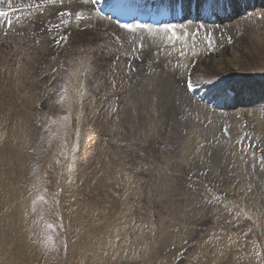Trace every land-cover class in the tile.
Instances as JSON below:
<instances>
[{"label": "rangeland", "instance_id": "rangeland-1", "mask_svg": "<svg viewBox=\"0 0 264 264\" xmlns=\"http://www.w3.org/2000/svg\"><path fill=\"white\" fill-rule=\"evenodd\" d=\"M53 2L58 3L60 8L57 9L56 7H54V5H52V7L48 11H44L43 13L40 12L38 14L27 13L29 9L14 11L12 14H10V17L14 18V24H12L9 28H5V25H3L2 23V18H0V31L2 32L0 33V38L2 40L3 37V39L8 42L5 43L8 44V46L5 47L6 49H3V43H1L3 42V40L0 41V45L2 46H0V55L3 56L2 61H0V85L7 86L4 83H6L7 80L9 81V79L11 78H16L17 82V84L16 82H9L8 86L6 87L7 90L11 89L12 91L14 86V94L12 93L11 95L8 91H2L4 93L3 95H0V140L2 138V144L0 142V151L4 153L2 156L4 161L7 156L10 155L12 159L14 158L13 161H10L8 163L10 164L9 169L4 164V161L2 159V161H0V171L3 170V174L0 173V264H110L109 262H107V260H105L108 253H105L106 250H104L105 252H103L100 246H107L106 248H109L111 247L109 244L111 241L121 242L122 240L123 243L125 242V246L124 248H122V246L120 248L122 251L124 250L123 256H128V252L130 250H132V252H135L133 251L135 247L133 246L132 248H130V244L135 240V237L138 234L141 233L143 234V236L145 235V228H147L146 231L150 236H157L165 231H167L168 234L171 235V239L170 237H168L164 240V242L167 241V246H164V242L161 244V246L158 244H154L153 246L152 250L155 252L159 251L161 247H165L164 249H162L161 254L157 253V257L159 255H163V257L166 258L165 255L169 253H171L172 255V257H170L169 260H166L165 262H162L163 260L161 261L160 258H156V261L159 264H196L197 262H199L198 257H202L200 256V253L201 251H204L205 244L208 252L212 251L214 245L217 246L218 250L220 249L218 247V242H215L214 240L223 239L224 237H219H222L224 234L225 236L227 235L229 237V234H232L233 232L234 235L232 234V236H234V238L239 236L238 238H241L242 240L241 244L243 247L241 251H243V258H230L231 253L229 251L224 254L223 263L242 264V262H246V264H264V254L262 253L264 252V244L261 243L264 240V238H262V235L264 237V225H256L253 233V228L252 226H250L252 222H249L248 218L244 216V214H241L243 217L241 216L240 218L244 223H242L240 226L245 229V232H242L240 226H238V228L237 223H235L240 218H238L237 215L234 217L232 210L234 209L232 208L233 202L235 201L234 199H236L233 188L235 187V185L233 184L234 186H231V190L229 189L230 191L226 188L227 184H231L232 176H236L237 179H239V182L241 180L245 182V179H247L248 177L251 178V176H253L255 180L251 183V185L254 183L257 186L258 194L260 193L258 195L259 197L257 201L263 200L262 197L264 196V178L259 177L258 174H248L252 173L251 170L254 171V164L251 163V167L248 159L250 160L251 155L254 156V152L256 150L255 147L254 151H252L251 149H253V144L256 146H259L260 144H257L255 142L252 136V132L251 130H249V123L246 120L247 118L245 119V116H243L241 113L239 114L235 112L232 107V109H223L226 110L223 111L221 109L210 107L209 105L203 104L202 106V104L199 103L195 97L188 94L184 90V75L182 69L172 63L176 62L177 60L179 61L180 58H178L177 56V60L174 59V55L166 56L164 54H159L157 57H155L153 55L154 50L148 48V50H150L151 52L149 53L146 50L143 51V54L145 53L143 55V62L141 60L138 62L137 59L134 62V67L135 69H137L135 73H132L131 75L126 74L125 76L120 75V73H118L117 67L120 63V60L122 59V56L128 54L126 60L124 61V64L127 60H130V56H132V49L131 47H129L131 45L130 41L126 38H124L125 40L115 39V36H113L111 33L109 34L105 32V29L103 30L102 26L98 29L93 28L94 26H90V28L88 27V33L86 32V27L79 28L77 30V33L65 31L66 28L65 30L63 29L65 33L64 37H66V39L61 43V45L55 52H52L50 48L51 39L49 36L46 37L47 33L45 34V31L40 33L41 29L48 27L49 23H55L58 22L59 19H63L65 16V14L61 15L63 11H75L76 9L73 8L74 5L73 7L70 6V3L67 1L64 4V0H53ZM10 3H13V6H15L23 5L27 2L22 0H10ZM28 4L31 5V1H29ZM89 10L91 11V8L85 9V7H83V10H81V12L83 14L84 12H88L89 14ZM93 21L94 22L91 21L92 24L96 22L95 19ZM193 31H199V29L194 27ZM35 32L37 34L33 35V33ZM260 32L261 31H259V35L261 34ZM93 33L96 35H94ZM211 35L216 37H222V35H225L226 38H228L229 34L226 30H219V32H212ZM238 38H243V40H245L247 37L239 34ZM84 41H86L87 44ZM140 41L141 40L138 36L134 38L133 46L136 49L137 43H139ZM120 43L122 45H119ZM10 44H14L16 47H18L19 51L14 52L11 47L9 48ZM41 45H43L42 49H40V47H42ZM112 45H115L116 47H113ZM25 47L27 48V50L25 49ZM88 48L90 51L88 50ZM183 49L185 48L183 47ZM24 50L27 56L23 54ZM31 50H35L37 54H32L33 52L29 53ZM39 50L43 52L40 54ZM20 54L23 57L20 56ZM250 54L253 56L255 55V57L252 58V56L249 55V58L260 60L263 59V61L260 62L256 60L257 62L254 63V65H258V70L256 71L253 70L249 72L246 70H239L234 73L232 72V74H234V78L232 80H237L236 82H238V84H228V90L232 91L234 95L231 99L225 98L223 102H226L227 105H231L233 104V102H237L238 100H240L239 102L242 101L241 99H235L237 97V94L235 93L237 92V89H234L233 91L231 89L232 87L236 88V86L238 85V87L244 86L243 89H245L246 85H253L254 87H256L257 84H261L262 82H264V55L260 54L257 51L250 52ZM232 55V57H234V60L239 59L238 53H233ZM18 57H20V59ZM146 59L150 63H148ZM25 63L29 65L26 66ZM23 64H25V66H22ZM149 64H153L154 67ZM179 64H181L180 61ZM32 66H34L33 69ZM28 67H30L31 70ZM73 67H75L77 71L78 67L79 69L81 68L84 70L83 71L80 69L81 76H77L80 80H78L74 74L72 77V70H75ZM159 67L163 68L164 70L158 69ZM22 69L26 71L24 72ZM6 71L8 72V74ZM16 72L19 74V76ZM20 72L25 75L23 76V74H21ZM69 72L71 73L69 74ZM146 72L147 74H145ZM149 72H151V78ZM204 73L207 76L206 79L201 83H197V85L200 84V91H204L208 88L210 89L212 86H209V79L218 77L217 75L213 77V75L216 74L214 69L212 71L206 68L204 70ZM207 73H209V76L207 75ZM82 74L84 76H82ZM174 74L177 77V81L175 80V78H173L175 77ZM7 75H11V78L6 79L8 78ZM21 75L24 77V79H21L23 78ZM30 75L32 76L30 77ZM33 75H35V77H33ZM177 75H179V77ZM69 76L72 77L71 81V77ZM114 76H117L119 79L122 78V81L120 80L121 82L119 90H115L113 86H111V81H108V83L106 82V80H110L112 78L114 80ZM192 77L193 81L195 82L202 79L200 78L199 80H197L199 76H196L194 78L193 74ZM222 77L225 78V75L223 74ZM33 79H35V81ZM147 79L149 83H144L145 81H147ZM19 80H22V86V83ZM219 80L222 81L223 79ZM136 82H138L137 85ZM147 84H149V87H147ZM174 84H176L177 87H175ZM28 85H30V87ZM39 85H41L42 87ZM171 85H173L175 88H170L173 87ZM203 85L205 88H203ZM25 86L31 88L32 94L28 92V90L27 92L24 91ZM31 86L38 92V94L37 92H35L36 94L33 93L34 91ZM37 86H39V88ZM107 86H110L112 89H110V87L107 88ZM225 87L226 85L223 86L224 92L226 89ZM151 88L152 90H150ZM163 88H165L166 92ZM111 91L114 93L116 91V94H118V92L120 93L118 95L120 97L121 104L119 103L118 108L116 109L117 112L113 111L114 107L107 111L105 110V98H109V95L112 93ZM138 91H140V95L138 94ZM183 92L188 94L189 99L184 97ZM211 92L213 91L211 90ZM8 93L11 96H9ZM74 93H76L75 96ZM126 93H128V95ZM67 94H71V102L73 100L72 109L70 110L67 107L69 102ZM7 95L9 96V98ZM142 95L143 97H141ZM216 95L221 96V93H216ZM234 96L235 98H233ZM128 98H130L131 100ZM139 98L141 101L143 100L142 103L145 102L144 105L140 102ZM179 98H181V100ZM8 99L9 101L11 99V103L7 102ZM128 102H130V104H133V108L131 105L129 106ZM163 102L165 103V105H163ZM253 102L249 101L251 105H255L256 103L254 104ZM76 103L79 105H77ZM134 103L137 106H135ZM156 103H158L161 108L158 104L156 105ZM20 105L23 109H26L25 116H27V118L24 119L23 117H21L22 120L17 119V115L22 116L21 114H23V111L19 108ZM165 106L168 107L165 108ZM196 107L198 111L195 110ZM193 108L194 111L192 110ZM171 110L172 112H170ZM217 111H220L219 114H217ZM121 113L123 115L125 113L127 117L126 115L123 116ZM132 115L134 117H132ZM157 115H159L161 118L159 116L157 117ZM172 115L174 117H172ZM109 117L113 119H110ZM171 117L172 119H170ZM104 118L105 120L103 121ZM116 119L119 121H117ZM134 119H137L139 123L137 121H134ZM18 120H20V122H23L20 125L21 128L17 126ZM15 121L17 122V124ZM159 121L160 124L156 125V123ZM162 121L164 123H162ZM104 122H106V124ZM115 122L117 125L115 124ZM217 123L222 124L219 128L220 133L223 126H228L229 131L227 130V139L219 138L221 134L217 132ZM98 124L102 126H99ZM110 124L114 126L111 127L112 125ZM121 125L124 127L122 128ZM183 125H186L184 126L185 128H183ZM116 126L118 127L116 128ZM170 126L172 129L170 128ZM22 127L25 129H23ZM113 128H120L122 131L116 132V129L113 130ZM170 129L172 132L169 131ZM2 130H4L5 132L2 133ZM244 130H247L249 132L247 133L252 140V143L250 144L251 146L249 147L250 150L246 149L245 145L241 149H238L236 147L238 140H240L242 131ZM101 131H103L104 133ZM190 131L192 133H190ZM194 132H196L197 134H195ZM215 133L218 137H213ZM119 134L121 136H118ZM198 136H201L199 137L200 139L198 138ZM96 137L98 138L97 141ZM107 137L109 139H106ZM162 137L165 138V140L162 139ZM116 138H121L122 141L120 139L117 140ZM183 138L185 139V142ZM8 139L10 140L8 141ZM173 139L174 141L176 140V145L179 148H177ZM193 139L196 141L192 144V142L194 141ZM109 140L111 142H109ZM163 140L164 142H167L163 143ZM194 145L198 147L195 149V151L198 150V152L195 153L199 154L200 156L197 154L196 156H193L195 155V153H193L195 147ZM200 145L202 146V150ZM163 150L165 152H162ZM203 150H205V152H203ZM6 151L9 155H6ZM175 151L178 152L179 157L181 156L180 158H178L177 152ZM191 151H193V155L191 154ZM246 151L251 155H246ZM97 152H99L100 155ZM201 152L204 155H201ZM133 153L134 155L136 153V155L134 156ZM210 154H212V156ZM105 155L106 157L109 156L108 159L104 158ZM114 155H118V157H114ZM191 155L195 157V160ZM99 156H101L102 160ZM167 157L169 159H166ZM95 158H97V161ZM115 158H119V160L121 159L119 161L120 163L118 162L120 165L118 163L116 164L118 160ZM123 158L124 160H122ZM93 159H95V161ZM191 159L193 161H191ZM199 159L200 161H198ZM214 160H217V162L215 163ZM179 162L182 163L180 164ZM189 162L193 164H190ZM94 163L97 165L96 167ZM101 163L103 164V166ZM166 163L168 164L167 166ZM178 163L180 164L179 168L177 165ZM92 164L94 165V167ZM200 165L203 166V170H207V173L209 170V176L207 180L210 182L208 184L209 190H202V196H200L199 192L196 193V187L186 184V178L184 175V170H192L194 169V167ZM105 166L107 167L108 173H104L102 171V168ZM121 166L123 167L121 168ZM155 166H159L162 171H160L159 167H157V170ZM163 170H166L167 172L165 171L164 173ZM235 171L238 172L236 173ZM156 172L158 174H156ZM243 174H245L246 176ZM163 175L166 176V178L162 177ZM209 178H211L212 180L210 181ZM244 184L247 185L246 188L249 190L245 192L244 190L246 188L243 187L244 189L241 188L237 191V195H239L240 193V195L242 196L244 192L250 194L252 190V187L250 188L251 185H248L247 182H245ZM146 187H148L150 190ZM216 187L218 191L215 189ZM147 189L149 191H147ZM74 191H77L78 195L77 192ZM72 193H74V196L72 195ZM216 196H218V199L216 198ZM40 197H43V199H40ZM243 197H245V195ZM244 199L246 200L242 201V206L245 208L247 207L246 202H249L253 199H250V197L248 200L247 198ZM210 200H212L211 206L210 204L207 205ZM106 201L109 203V210L113 209L110 212L108 211V203ZM261 201H258L256 203H259V210H262L260 209L261 204L263 205V202L261 203ZM123 205L125 206L123 207ZM206 205L207 207H205ZM252 208L254 207L252 206L249 208V213ZM229 209L230 211H228ZM108 212L109 216L107 217ZM253 213L256 212L253 211ZM100 214L103 215V219H105V216L107 217L105 219V221H107L108 223L106 226H103L104 221L100 222V219H98ZM5 215L9 216V222L13 221L12 227H9L11 224L8 226L5 225L6 227L4 226V224L7 223V221L5 222V219L7 218L5 217ZM228 218L229 220H227ZM222 223L225 224L223 225ZM48 225H53L54 227L49 228ZM141 226H143V231L140 229ZM117 228L119 230H117ZM234 228H236V230H233ZM231 229L233 231L229 232L231 231ZM13 231L19 232L18 234H16L20 239L19 243H22L28 249V252L25 251L24 255L18 253V257H16L15 249L13 248V242L15 243L13 237L11 236L13 235ZM88 231L90 232L88 234L90 237H87L86 235ZM119 231L122 232L120 233ZM235 231H237L238 233H236ZM7 233H9V237L6 236V238L4 237V235H6ZM239 234L241 235V237ZM258 236L260 237V239ZM49 237H52L51 242L48 239ZM186 238L188 239L189 243H187V245H181V243ZM25 242L27 243V246L25 245ZM148 244L149 242L147 241V239L140 237H138L135 241L136 246L144 247L143 251L145 252V254L151 252L148 251V249L144 250ZM178 245H181V247L178 248ZM22 248L24 247L20 246V252L22 250H25ZM222 251L225 250L222 249ZM152 252L151 258L155 260L154 254H152ZM213 259L214 258H212V261ZM156 261L155 264H158L156 263Z\"/></svg>", "mask_w": 264, "mask_h": 264}, {"label": "bare ground", "instance_id": "bare-ground-1", "mask_svg": "<svg viewBox=\"0 0 264 264\" xmlns=\"http://www.w3.org/2000/svg\"><path fill=\"white\" fill-rule=\"evenodd\" d=\"M69 2L70 4V6H72L73 7V5H74V7L73 8H76L75 9V12H77V11H80V12H78V13H80L81 15H84L82 12H81V10H83V7H85V9H92L93 10V7L91 6V4H90V1L89 0H64V4H65V2ZM182 1V4H185L186 3V0H181ZM204 0H196V2L198 3V2H203ZM213 1H216V0H213ZM205 2H210V0L209 1H207V0H205ZM223 3L224 4H227V6H228V8L230 9V12H228V14H225L226 16H224L223 18H220V16L219 15H216V18H215V21H213L212 23H211V27L213 28V32H219V30H226L227 31V33L229 34L228 35V38H226V36L225 35H222V37H216V36H211L210 38H208V43H205L206 42V40H207V38L205 37V35L203 34V33H201L202 31H193V28H194V26H191L190 24H188L189 25V27H185V28H182L181 30H180V34L182 35V37H180V41L179 42H177V43H175L174 44V46H170V44L168 45V44H164V39H163V37L161 36V34H160V32L159 31H155V32H138V31H135V32H127V33H124V32H122V31H117L116 33H115V35L113 34V30L114 29H116V27L112 24V22H110V21H107L106 19H103V18H101V17H99L98 15H96L95 14V16H93L92 17V19L94 20L95 19V23L94 24H92V22H94L91 18L89 19H86V20H83V21H81V22H79L78 24H76V25H73V26H71L69 29H66L65 31H70V32H75V33H77V30L79 29V28H81V27H86L85 29H86V32L88 31V27L90 28V26H94L93 28H96V29H98V28H100L101 26L103 27V30L105 29V32H107V33H111L113 36H119V39L118 40H122V39H124V38H126V39H128L129 41H130V46L129 47H131V49H132V56H133V58H134V60H136V57H138L139 59H142L141 61L143 62V55L145 54H143V51H147V52H151L150 50H148V48L149 49H151V50H154V56L155 57H157L159 54H164V55H166V56H173L174 55V59H176L177 60V57H176V55L173 53V50H174V48H176V46L178 45V44H180L181 46H183L186 50H187V57H185V58H180L179 59V61H180V63L181 64H179V61L177 60L176 62H172L173 64H175L176 66H178V67H180V69H182V72H183V75H184V77H185V72H187V69H188V66H189V64H190V62H191V60L193 59V57H198L197 58V61H196V65H194L193 67H192V70H191V72H190V75H191V77H192V74L194 75V78L196 77V76H199V78H197V80H199L200 78H202V79H200L199 81H193V84H194V86H195V88L197 89V90H199V88H200V84L199 85H197V83H201V82H203L205 79H206V75H205V73H204V70L207 68L208 70L210 69V70H212L213 71V69L215 70V72H216V74H214L213 75V77H215L216 75L218 76V77H215V78H212V79H209V86H212L210 89L208 88V89H206V90H204V91H200L201 93H204V94H206L207 96H212V97H217V98H219V97H223L224 95H227V93H225L224 92V89H223V86L224 85H226V89L227 88H229L228 87V84L229 83H234V84H238V82H236L237 80H232L233 78H234V74H232V72L234 73V72H237V71H249V72H251V71H256V70H258V65H254V63L255 62H257V61H260V62H262L263 61V59L262 60H260V59H251V58H249L250 56H252V58H254L255 57V55L253 56V55H251L250 54V52H253V51H257V52H259L260 54H263L264 55V33H262V32H264V0H224L223 1ZM52 5H54V7H56L57 9L58 8H60V6H59V4L58 3H50V2H47L46 4H45V6L44 7H38V8H32V9H29L28 10V12L27 13H40V12H44V11H48L51 7H52ZM76 6V7H75ZM91 6V7H90ZM206 6H207V4H206ZM71 8V7H70ZM72 8V9H73ZM225 9H226V7H225ZM88 11V10H87ZM90 11V10H89ZM87 14H88V12H87ZM28 15V14H27ZM21 16V15H20ZM36 16V15H35ZM64 18H65V16H64ZM92 21V22H91ZM95 30V29H94ZM93 30V31H94ZM10 31V30H9ZM92 31V32H93ZM259 31H261L260 33V35H259ZM97 32V31H96ZM0 33H2L1 31H0ZM84 33V32H83ZM88 33V32H87ZM103 33V32H102ZM94 34V33H93ZM106 34V33H105ZM104 34V35H105ZM239 34H242L243 36H246L247 38L245 39V40H243V38H238V35ZM94 35H96V34H94ZM1 36V35H0ZM90 36V35H89ZM109 36V35H108ZM136 36H138L139 38H140V42L139 43H137V49L133 46V42H134V38L136 37ZM86 37V36H85ZM92 37V36H91ZM107 37V36H106ZM128 37V38H127ZM80 38V37H79ZM87 39V38H86ZM105 39V38H104ZM111 39V38H110ZM109 39V40H110ZM2 40H3V42H1V43H3V49L6 47V46H8V44H5V43H8L5 39H3V37H2ZM1 40V38H0V41H2ZM85 40V39H84ZM125 40V39H124ZM117 41V40H116ZM127 41V40H126ZM231 41V42H230ZM84 42H86V41H84ZM83 42V43H84ZM113 42V41H112ZM18 43V42H17ZM125 43V42H124ZM123 43V44H124ZM86 44H87V42H86ZM114 44V43H113ZM139 44H141L142 45V49H138V45ZM90 45V44H89ZM117 45H118V43H117ZM42 47H40V49H42L43 48V45H41ZM85 46V45H84ZM91 46V45H90ZM113 46V45H112ZM11 47V49H13L14 50V52H16V51H19V48L18 47H16L14 44H10L9 45V48ZM22 47V46H21ZM21 47H20V50H21ZM86 47V46H85ZM113 47H116L115 45L113 46ZM23 48V47H22ZM39 48V47H38ZM38 48H37V50H38ZM84 48V47H83ZM1 49V48H0ZM6 49V48H5ZM25 49L27 50V48L25 47ZM29 50V49H28ZM88 50H89V48H88ZM207 50H209V55H205V56H203L202 54L203 53H205ZM1 51H3V50H1ZM90 51V50H89ZM261 51V52H260ZM10 52V51H9ZM21 52H23V51H21ZM33 52V53H32ZM39 52H40V54L43 52H41L40 50H39ZM48 52V51H47ZM46 52V53H47ZM83 52V51H82ZM86 52V51H85ZM146 52V53H147ZM29 53H32V54H34V53H36L37 54V52L35 51V50H31ZM29 53H27V54H29ZM99 53V52H98ZM97 53V54H98ZM233 53H238L239 54V59L238 60H234V57H232L233 55ZM2 54V53H1ZM23 54H25L26 55V53H25V50H24V53ZM50 54V53H49ZM84 54V53H83ZM87 54H88V52H87ZM103 54V53H102ZM137 54H139V56H137ZM191 54V56H189V57H191V58H189L188 57V55H190ZM15 55H17V54H15ZM44 55H45V53H44ZM104 55V54H103ZM148 55V54H147ZM151 55V54H150ZM250 55V56H249ZM19 56V55H18ZM20 56H22L21 54H20ZM27 56V55H26ZM31 56V55H30ZM42 56V55H41ZM94 56V55H93ZM13 57H14V55H13ZM23 57V56H22ZM25 57V56H24ZM29 57V56H28ZM35 57V56H34ZM43 57V56H42ZM41 57V58H42ZM103 57V56H102ZM19 59H20V57H18ZM26 58V57H25ZM37 58H38V56H37ZM36 58V59H37ZM40 58V57H39ZM98 58V57H97ZM145 58H147V57H145ZM2 59H3V56H1L0 55V61H2ZM22 59V58H21ZM44 59H46V58H44ZM49 59V58H48ZM103 59V58H102ZM32 60V59H31ZM42 60V59H41ZM95 60V59H94ZM98 60V59H97ZM147 60V59H146ZM152 60V59H151ZM257 60V61H256ZM8 61V60H7ZM17 61V60H16ZM30 61V60H29ZM34 61V60H33ZM245 63H244V62ZM21 62V61H20ZM37 62V61H36ZM147 62L148 63H150L148 60H147ZM10 63V62H9ZM8 63V64H9ZM22 63H23V60H22ZM82 63V62H81ZM85 63V62H84ZM26 64V63H25ZM25 64H23L22 66H25ZM36 64V63H35ZM80 64V63H79ZM156 64V63H155ZM154 64V65H155ZM170 64H171V62H170ZM186 64V65H185ZM29 65V64H28ZM27 64H26V66H28ZM50 65H51V63H50ZM53 65V64H52ZM101 65V64H100ZM149 65H151V64H149ZM158 65V64H157ZM181 65V66H180ZM76 66V65H75ZM79 66V65H78ZM82 66V65H81ZM84 66V65H83ZM88 66V65H87ZM151 66H153V64L151 65ZM184 66H186V67H184ZM7 67V66H6ZM33 67L34 66H32V69H33ZM146 67V66H145ZM154 67V66H153ZM21 68V67H20ZM29 69H30V67H28ZM27 68V69H28ZM74 69H75V67H73ZM183 68H185V72L183 71ZM25 69H26V67H25ZM81 69V68H80ZM80 69H79V67H78V71L75 69L74 71L72 70V77H73V74L76 76V78L78 79V77L77 76H81V74H80ZM85 69V68H84ZM158 69H163V68H158ZM174 69V68H173ZM24 72L26 71V70H24V69H22ZM31 70V69H30ZM81 70H83V69H81ZM86 70V69H85ZM164 70V69H163ZM233 70H235V71H233ZM84 71V70H83ZM87 71V70H86ZM145 71V70H144ZM160 71V70H159ZM158 71V72H159ZM7 72V71H6ZM79 72V73H78ZM162 72V71H161ZM178 72H180V71H178ZM9 73H11V72H9ZM17 73V72H16ZM21 73V72H20ZM26 73H28V72H26ZM30 73H32V72H30ZM29 73V74H30ZM71 72H69V74H70ZM85 73V72H84ZM151 72H149V74H150ZM197 73V74H196ZM243 73V72H242ZM7 74H8V72H7ZM18 74V73H17ZM21 74H23V73H21ZM68 74V75H69ZM80 74V75H79ZM143 74V73H142ZM145 74H147V72L145 73ZM144 74V75H145ZM180 74V73H179ZM209 73H207V75H208ZM223 74L225 75V78H223L222 76H223ZM12 75H14V74H12ZM25 74H23V76H24ZM28 75V74H27ZM86 75V74H85ZM141 75V74H140ZM143 75V76H144ZM163 75H164V73H163ZM175 75V74H174ZM196 75V76H195ZM222 75V76H221ZM3 76V75H2ZM8 76V78H6V79H9V78H11L10 76L11 75H7ZM18 76H19V74H18ZM22 76V75H21ZM22 76V77H23ZM32 75H30V77H31ZM74 76V77H75ZM82 76H84L83 74H82ZM147 76V75H146ZM145 76V77H146ZM178 77H179V75H177ZM209 76V75H208ZM33 77H35V75H33ZM37 77H39V76H37ZM69 77H71V76H69ZM72 77H71V79H70V81L72 80ZM142 77V76H141ZM140 77V78H141ZM152 77V75L150 74V78ZM171 77H173V76H171ZM1 78V77H0ZM80 78V77H79ZM149 78V79H150ZM173 78H175V80L177 79V77H176V75H175V77H173ZM241 78V77H240ZM239 78V79H240ZM18 79V78H17ZM21 79H24V77L23 78H21ZM74 79V78H73ZM81 79H82V77H81ZM84 79V78H83ZM119 79V78H118ZM192 79H193V77H192ZM219 79H223L222 81L221 80H219ZM238 79V80H239ZM34 81H35V79H33ZM46 80H48V79H46ZM46 80H44V81H46ZM78 80H80V79H78ZM139 80V79H138ZM146 80V79H145ZM156 80V79H155ZM3 81H4V79H3ZM20 81V80H19ZM22 81V80H21ZM20 81V82H21ZM25 81V80H24ZM36 81H38V80H36ZM81 81H84V80H81ZM103 81V80H102ZM157 81V80H156ZM177 81V80H176ZM219 81V82H218ZM264 81V80H263ZM9 82H11V83H13V82H16V78H14V79H9V81L7 80V82L6 83H4V84H6L7 86H8V83ZM28 82V81H27ZM140 82V81H139ZM142 82V81H141ZM146 82H148V79H147V81H145L144 83H146ZM154 82V81H153ZM165 82V81H164ZM169 82H170V80H169ZM217 84H216V83ZM22 83V82H21ZM20 83V84H21ZM32 83V82H31ZM45 83V82H44ZM43 83V84H44ZM149 83V82H148ZM16 84H17V82H16ZM18 84H19V82H18ZM138 84V82H136V85ZM142 84V83H141ZM166 84V83H165ZM178 84V83H177ZM15 85V84H14ZM23 85V83L21 84V86ZM135 85V86H136ZM140 85V84H139ZM144 85H146V84H144ZM149 84H147V87H149L148 86ZM151 85V84H150ZM163 85V84H162ZM170 85V84H169ZM175 85V87H177L176 86V84H174ZM230 85V84H229ZM7 86H2V85H0V95H3V93L4 92H2V91H8L11 95H12V93L14 94V86H13V90L11 91V89H9V90H7ZM29 87H30V85H28ZM39 86H41V85H39ZM39 86H37L38 88H39ZM159 86H160V84H159ZM167 86V85H166ZM171 86H173V85H171ZM32 87V86H31ZM42 87V86H41ZM108 87H110V86H107V88ZM139 87V86H138ZM146 87V88H147ZM151 87V86H150ZM163 87V86H162ZM165 87V86H164ZM168 87V86H167ZM174 86L173 87H170V88H175ZM215 87V88H214ZM244 87V86H243ZM243 87L242 86H239L238 87V85L236 86V88H234V87H232L231 89L234 91V89H237V92H235L236 94H237V97L235 98V96H236V94H235V96L233 97V98H235L236 100H238V99H241L242 101L241 102H239L240 100H238L237 102H233V104H231V105H227L226 104V102L224 103V102H215L216 103V106H211V107H214V108H217V109H221V110H223V109H230L231 107L234 109V111L235 112H237V113H241L243 116H245V119L248 121V123H249V130H251V132H252V136H253V138H254V140H255V142L257 143V144H260L259 146L257 145H254L253 144V149H251L252 151H254V147H255V152H254V156L253 155H251V154H249V153H247V151H246V155H251V157H250V160L248 159V161H249V163H250V166H251V163H253L254 164V166H253V169H254V171H252L251 170V172L252 173H248V174H251V175H253V174H258V176L259 177H262V178H264V82H262L261 84H257V88L256 87H254L253 85L251 86V85H246V88L245 89H243ZM9 88V87H8ZM12 88V87H11ZM106 88V89H107ZM135 88V87H134ZM202 88V87H201ZM203 88H205L204 87V85H203ZM214 88V89H213ZM18 89V88H17ZM32 89H33V87H32ZM105 89V90H106ZM110 89H112L111 87H110ZM133 89V88H132ZM155 89V88H154ZM159 89V88H158ZM164 90H165V88H163ZM168 89H169V87H168ZM177 89H179V88H177ZM217 89H219V90H217ZM226 89H225V91H226ZM27 90H28V92H32V90H31V88H28V87H26L25 86V88H24V91L25 92H27ZM84 90V89H83ZM102 90V89H101ZM139 90V89H138ZM144 90H146V89H144ZM149 90V89H148ZM150 90H152V88L150 89ZM170 90V89H169ZM169 90H168V92H169ZM185 90V89H184ZM211 90L213 91V92H211ZM16 91V90H15ZM33 93H35V92H37L36 90H34L33 89ZM110 91V90H109ZM141 91V90H140ZM140 91H138V94L140 95ZM68 92V91H67ZM112 92V91H111ZM116 92V91H115ZM118 92V91H117ZM126 92V91H125ZM130 92H131V90H130ZM133 92H134V90H133ZM149 92V91H148ZM154 92V91H153ZM165 92H166V90H165ZM176 92V91H175ZM185 92V91H184ZM221 93V96L220 95H216V93ZM8 93V94H9ZM70 93V92H69ZM71 93H72V91H71ZM102 93V92H101ZM107 93V92H106ZM147 93V92H146ZM151 93V92H150ZM174 93V92H173ZM9 94V96H11ZM32 94V93H31ZM36 94V93H35ZM37 94H38V92H37ZM75 94L76 93H74V96H75ZM82 94H83V92H82ZM116 94V93H115ZM118 94H120L119 92H118ZM127 95H128V93H126ZM135 94V93H134ZM137 94V93H136ZM143 94V93H142ZM159 94V93H158ZM160 94H161V92H160ZM166 94V93H165ZM19 95V94H18ZM27 95V94H26ZM108 95V94H107ZM130 95V94H129ZM153 95V94H152ZM8 96V95H7ZM9 96H8V98H9ZM67 96H68V98H69V102H68V109L70 110V109H72V105H73V100H72V102H71V98H72V95L71 94H67ZM104 96V95H103ZM137 96V95H136ZM147 96H148V94H147ZM158 96V95H157ZM171 96V95H170ZM181 96V95H180ZM191 96H193V95H191ZM98 97V96H97ZM138 97H140V96H138ZM141 97H143V95L141 96ZM194 97V96H193ZM5 98V97H4ZM17 98V97H16ZM15 98V99H16ZM38 98V97H37ZM101 98H102V96H101ZM132 98V97H131ZM145 98V97H144ZM149 98V97H148ZM153 98V97H152ZM163 98V97H162ZM167 98V97H166ZM173 98V97H172ZM176 98V97H175ZM183 98V97H182ZM7 99V98H6ZM19 99H20V97H19ZM18 99V100H19ZM25 99V98H24ZM39 99V98H38ZM92 99V98H91ZM128 99H130V98H128ZM142 99V98H141ZM160 99H161V97H160ZM165 99V98H164ZM180 100H181V98H179ZM5 100V99H4ZM22 100V99H21ZM32 100V99H31ZM131 100V99H130ZM129 100V101H130ZM139 100H140V98H139ZM153 100V99H152ZM155 100V99H154ZM169 100V99H168ZM168 100H167V102H168ZM176 100V99H175ZM174 100V101H175ZM10 101H11V99H10ZM9 101V99H8V101L7 102H10ZM23 101V100H22ZM134 101V100H133ZM161 101H163V100H161ZM184 101V100H183ZM191 101V100H190ZM228 101V100H227ZM249 101H251V102H253L255 105H251V103H249ZM0 102H1V100H0ZM2 102H3V100H2ZM29 102V101H28ZM136 102V101H135ZM140 102L142 103L143 102V100L141 101L140 100ZM149 102H150V100H149ZM165 102V101H164ZM163 102V103H164ZM170 102V101H169ZM185 102H186V99H185ZM11 103V102H10ZM18 103H19V101H18ZM25 103V102H24ZM23 103V104H24ZM129 103V106L131 105H133V104H130V102H128ZM133 103V102H132ZM137 103V102H136ZM145 103V102H144ZM144 103H142L143 105H144ZM147 103V102H146ZM174 103V102H173ZM192 103V102H191ZM213 103V102H212ZM16 104V103H15ZM77 104V103H76ZM121 104V103H120ZM135 104V103H134ZM142 104H140V105H142ZM158 103H156V105H157ZM168 104H171V103H168ZM202 104V106H203V103H201ZM4 105V104H3ZM77 105H79V104H77ZM159 105V104H158ZM163 105H165V103L163 104ZM13 106V105H12ZM27 106V105H26ZM135 106H137L136 104H135ZM153 106V105H152ZM8 107V106H7ZM32 107H33V105H32ZM142 107V106H141ZM159 107H160V105H159ZM166 107H168V106H165V108ZM9 108V107H8ZM7 108V109H8ZM15 108V107H14ZM20 110H22L23 111V114H21L22 116H18L17 115V119H21L22 120V118L21 117H23V119L24 118H27V116H25L26 114H25V110L26 109H23L22 107H21V105H20ZM124 108V107H123ZM131 108V107H130ZM132 108H133V106H132ZM131 108V109H132ZM136 108V107H135ZM161 108V107H160ZM164 108V109H165ZM172 108V107H171ZM231 108V109H232ZM11 109V108H10ZM16 109V108H15ZM141 109V108H140ZM179 109V108H178ZM228 109V110H229ZM28 110V109H27ZM139 110V109H138ZM193 111H194V108L192 109ZM195 110H197V107H196V109ZM201 110V109H200ZM226 110H223V111H226ZM94 111V110H93ZM122 111V110H121ZM124 111H125V109H124ZM167 111V110H166ZM179 111V110H178ZM198 111V110H197ZM230 111H232V110H230ZM1 112V111H0ZM117 112V111H116ZM139 112V111H138ZM154 112V111H153ZM159 112V111H158ZM161 112V111H160ZM165 112V111H164ZM170 112H172V110L170 111ZM201 112V111H200ZM218 112V111H217ZM220 112V111H219ZM219 112L217 113V114H219ZM228 112V111H227ZM18 113V112H17ZM21 113V112H20ZM28 113H29V111H28ZM123 113V112H122ZM121 113V114H122ZM130 113H131V111H130ZM146 113V112H145ZM163 113V112H162ZM199 113V112H198ZM19 114V113H18ZM109 114V113H108ZM107 114V115H108ZM116 114V113H115ZM121 114H120V117H121ZM155 114V113H154ZM123 115V114H122ZM124 115H126L125 113H124ZM123 115V116H124ZM160 115V114H159ZM159 115H157V117L159 116ZM163 115V114H162ZM193 115H194V113H193ZM221 115V114H220ZM235 115V114H234ZM5 116V115H4ZM9 116V115H8ZM7 116V117H8ZM128 116H129V114H128ZM169 116V115H168ZM90 117V116H89ZM102 117V116H101ZM113 117V116H112ZM126 117H127V115H126ZM125 117V118H126ZM131 117V116H130ZM132 117H134L133 115H132ZM155 117V116H154ZM160 117V116H159ZM172 117H174L173 115H172ZM172 117L170 118V119H172ZM176 117V116H175ZM11 118V117H10ZM110 118V117H109ZM117 118V117H116ZM124 118V119H125ZM161 118V117H160ZM163 118V117H162ZM168 118V117H167ZM108 119V118H107ZM110 119H113V118H110ZM119 119V118H118ZM123 119V120H124ZM130 119V118H129ZM133 119V118H132ZM102 120V119H101ZM105 120V118L103 119V121ZM117 120V119H116ZM120 120V119H119ZM119 120H117V121H119ZM121 120H122V117H121ZM126 120V119H125ZM157 120V119H156ZM179 120V119H178ZM182 120V119H181ZM3 121V120H2ZM107 121V120H106ZM111 121V120H110ZM114 121H115V118H114ZM132 121V120H131ZM130 121V122H131ZM134 121H137V119L135 120L134 119ZM174 121V120H173ZM173 121H170V122H173ZM5 122H6V120H5ZM16 122V121H15ZM109 122V121H108ZM127 122H129V121H127ZM138 122V121H137ZM179 122H180V120H179ZM189 122H191V121H189ZM23 122H20V120H18V124H17V122H16V124H17V126L18 127H20V125L22 124ZM27 123V122H26ZM95 123V122H94ZM105 124H106V122H104ZM111 123V122H110ZM118 123V122H117ZM120 123V122H119ZM139 123V122H138ZM137 123V124H138ZM162 123H164L163 121H162ZM166 123V122H165ZM176 123H177V121H176ZM181 123V122H180ZM13 124V123H12ZM12 124H11V126H12ZM15 124V125H16ZM104 124V125H105ZM114 124V123H113ZM115 124H116V122H115ZM135 124H136V122H135ZM160 124V121L159 122H157L156 123V125H159ZM182 124H183V121H182ZM186 124V123H185ZM190 124V123H189ZM92 125V124H91ZM99 125V124H98ZM110 125H112V124H110ZM117 125V124H116ZM168 125V124H167ZM173 125V124H172ZM248 125V124H247ZM6 126V125H5ZM10 126V127H11ZM99 126H102V125H99ZM106 126V125H105ZM108 126V125H107ZM114 125H112L111 127H113ZM122 126V125H121ZM139 126V125H138ZM162 126V125H161ZM165 126V125H164ZM169 126V125H168ZM174 126V125H173ZM178 126V125H177ZM184 126H186V125H183V128H185ZM9 127V126H8ZM25 127V126H24ZM109 127V126H108ZM118 126H116V128H117ZM124 126H122V128H123ZM136 127V126H135ZM140 127V126H139ZM197 127V126H196ZM7 128V127H6ZM12 128V127H11ZM16 128V127H15ZM21 128V127H20ZM23 128V127H22ZM92 128V127H91ZM116 128H113V130L114 129H116ZM121 128V127H120ZM120 128H118V129H116V132H119V131H122ZM167 128V127H166ZM166 128H165V130H166ZM170 128H171V126H170ZM180 128V127H179ZM182 128V129H183ZM198 128V127H197ZM211 128V127H210ZM213 128V127H212ZM19 129V128H18ZM23 129H25V128H23ZM139 129V128H138ZM172 129V128H171ZM171 129L169 130V131H171ZM189 129V128H188ZM192 129V128H191ZM214 129V128H213ZM5 130V129H4ZM4 130H2L1 132L2 133H4L5 131ZM11 130V129H10ZM96 130H97V127H96ZM101 130V129H100ZM99 130V131H100ZM110 130H111V128H110ZM160 130V129H159ZM162 130V129H161ZM212 130V129H211ZM136 131H138V130H136ZM164 131V130H163ZM204 131V130H203ZM202 131V132H203ZM101 132H103V131H101ZM146 132V131H145ZM172 132V131H171ZM180 132V131H179ZM196 132H198V131H196ZM196 132H194L195 134H197ZM248 131L247 130H244V131H242V134H241V136H240V140L242 141L243 139H248L249 140V143L251 144L252 143V140H251V138L249 137V132L247 133ZM104 133V132H103ZM115 133V132H114ZM153 133H155V132H153ZM182 133V132H181ZM190 133H192L191 131H190ZM189 133V134H190ZM8 134V133H7ZM20 134H21V132H20ZM29 134H30V131H29ZM34 134V133H33ZM121 134V133H120ZM118 135V136H121V135ZM151 134V133H150ZM158 134V133H157ZM201 134V133H200ZM199 134V135H200ZM204 134V133H203ZM1 135V134H0ZM11 135V134H10ZM114 135H116V134H114ZM124 135V134H123ZM123 135H122V137H123ZM146 135V134H145ZM173 135H174V133H173ZM25 136V135H24ZM30 136V135H29ZM103 136V135H102ZM117 136V137H118ZM165 136V135H164ZM171 136V135H170ZM184 136V135H183ZM192 136H193V134H192ZM8 137V136H7ZM100 137V136H99ZM115 137V136H114ZM156 137H157V135H156ZM199 137H201V136H198V138ZM13 138V137H12ZM97 138V137H96ZM187 138H189V137H187ZM23 139H25V138H23ZM106 139H109L108 137L106 138ZM117 140H121V138H116ZM124 139V138H123ZM162 139H164L165 140V138H163L162 137ZM184 139V138H183ZM200 139V138H199ZM1 140H2V138H1ZM0 140V142H1V144H2V141ZM10 139H8V141H9ZM98 140V138L96 139V141ZM111 140V139H110ZM109 140V142H111ZM164 140H163V143H165V142H167V141H165L164 142ZM189 140V139H188ZM194 140V139H193ZM27 141V140H26ZM122 141V140H121ZM160 141H162V140H160ZM173 141H174V139H173ZM196 140H194L193 142H192V144L195 142ZM29 142V141H28ZM101 142V141H100ZM102 142H104V141H102ZM106 142V141H105ZM153 142V141H152ZM169 142V141H168ZM175 142V145H176V140L174 141ZM174 142H172V143H174ZM181 142V141H180ZM184 142H185V139H184ZM187 142V141H186ZM191 142V141H190ZM22 143H24V142H22ZM84 143V142H83ZM82 143V144H83ZM86 143V142H85ZM88 143V142H87ZM97 143V142H96ZM118 143V142H117ZM123 143V142H122ZM130 143V142H129ZM170 143V142H169ZM189 143V142H188ZM198 143V142H197ZM110 144V143H109ZM128 144V143H127ZM186 144V143H185ZM200 144H201V140H200ZM101 145V144H100ZM117 145V144H116ZM147 145V144H146ZM167 145V144H166ZM172 145V144H171ZM181 145V144H180ZM10 146H11V143H10ZM29 146V145H28ZM99 146V145H98ZM102 146V145H101ZM108 146V145H107ZM114 146V145H113ZM113 146H111V147H113ZM150 146V145H149ZM177 146V145H176ZM190 146V145H189ZM195 146V145H194ZM201 146V145H200ZM92 147V146H91ZM109 147V146H108ZM131 147V146H130ZM129 147V148H130ZM163 147H165V146H163ZM168 147V146H167ZM167 147H166V149H167ZM171 147V146H170ZM110 148V147H109ZM115 148V147H114ZM132 148V147H131ZM177 148H179L178 146H177ZM196 148H198V147H194V152L193 151H191V154H192V152L193 153H195V152H198V150H196L195 151V149ZM245 148H246V146H245ZM11 149V148H10ZM103 149V148H102ZM106 149H107V147H106ZM126 149V148H125ZM184 149V148H183ZM188 149V148H187ZM246 149H249V148H246ZM91 150V149H90ZM116 150V149H115ZM145 150V149H144ZM165 150V149H164ZM162 151V152H165V151ZM172 150V149H171ZM180 150H181V148H180ZM179 150V151H180ZM201 150H202V146H201ZM200 150V151H201ZM250 150V149H249ZM99 151V150H98ZM103 151V150H102ZM102 151H100V152H102ZM119 151V150H118ZM161 151V150H160ZM169 151V150H168ZM173 151V150H172ZM171 151V152H172ZM188 151H190V150H188ZM207 151H208V149H207ZM219 151V150H218ZM112 152H114V151H112ZM126 152V151H125ZM167 152V151H166ZM170 152V151H169ZM175 152H177V151H175ZM203 152H205V150H203ZM214 152H216V151H214ZM228 152V151H227ZM6 153V155H9L8 153H7V151L5 152ZM98 154H99V152H97ZM114 153H116V152H114ZM245 153V152H244ZM253 153V152H252ZM3 154L4 153H2L1 151H0V161H2L3 160ZM107 154V153H106ZM126 154V153H125ZM162 154V153H161ZM168 154V153H167ZM182 154V153H181ZM187 154V153H186ZM196 154L197 153H195V155H193V156H196ZM207 154V153H206ZM205 154V155H206ZM229 154V153H228ZM100 155V154H99ZM124 155V154H123ZM122 155V156H123ZM133 155H134V153H133ZM135 155H136V153H135ZM134 155V156H135ZM177 155H178V152H177ZM191 155V156H192ZM197 155H199V154H197ZM201 155H204V154H202V152H201ZM211 156H212V154H210ZM27 156V155H26ZM115 156H117L118 157V155H114V157ZM125 156V155H124ZM123 156V157H124ZM167 156V155H166ZM170 156H172V155H170ZM175 156V155H174ZM185 156H187V155H185ZM190 156V157H191ZM192 156V158L195 160V157H193ZM200 156V155H199ZM198 156V157H199ZM221 156V155H220ZM28 157V156H27ZM96 157V156H95ZM100 158H101V156H99ZM109 157V156H108ZM108 157H106V155H105V159H108ZM181 157V156H180ZM179 157V155H178V158H180ZM216 158V157H215ZM2 159V160H1ZM6 159H7V161H6ZM5 159V161H4V164L7 166V168L9 169V166H10V164H8L10 161H13V159L11 158V155L10 156H7V158ZM27 159V158H26ZM96 159V161H97V158H95ZM95 159H93L94 161H95ZM99 159V158H98ZM115 159H117L118 161L116 162V164L121 160H119V158H115ZM166 159H169L168 157L166 158ZM165 159V160H166ZM171 159V158H170ZM197 159V158H196ZM202 159V158H201ZM204 159V158H203ZM101 160H102V158H101ZM101 160H100V162H101ZM110 160V159H109ZM108 160V161H109ZM122 160H124V158L122 159ZM126 160V159H125ZM135 160V159H134ZM160 160V159H159ZM164 160V161H165ZM175 160V159H174ZM176 160H179V159H176ZM205 160V159H204ZM209 160V159H208ZM213 160V159H212ZM93 161V162H94ZM106 161V160H105ZM133 161V160H132ZM163 161V160H162ZM168 161V160H167ZM172 161V160H171ZM185 161V160H184ZM187 161V160H186ZM191 161H193L192 159H191ZM198 161H200V159L198 160ZM23 162V161H22ZM122 162V161H121ZM214 162L216 163L217 162V160L215 161L214 160ZM232 162H234V161H232ZM2 163V162H1ZM103 163V162H102ZM101 163V164H102ZM120 163V162H119ZM118 163V164H119ZM169 163V162H168ZM171 163V162H170ZM175 163V162H174ZM180 163V162H179ZM177 164L178 165V168H179V166H180V164L182 163H180V164ZM186 163V162H185ZM190 163V162H189ZM202 163V162H201ZM200 163V164H201ZM3 164V165H4ZM95 164V163H94ZM97 164H99V163H97ZM107 164V163H106ZM115 164V163H114ZM113 164V165H114ZM123 164V163H122ZM137 164V163H136ZM190 164H193V163H190ZM189 164V165H190ZM204 164V163H203ZM231 164V163H230ZM234 164H236V163H234ZM89 165V164H88ZM91 165V164H90ZM93 165V164H92ZM120 165V164H119ZM168 164L166 163V166H167ZM188 165V164H187ZM97 165L95 164V167H96ZM101 166V165H100ZM102 166H103V164H102ZM116 166V165H115ZM165 166V165H164ZM192 166V165H191ZM219 166V165H218ZM93 167H94V165H93ZM120 167V166H119ZM123 166H121V168H122ZM156 167V166H155ZM157 167H159V166H157ZM156 167V168H157ZM183 167V166H182ZM186 167V166H185ZM208 167V166H207ZM252 167V166H251ZM4 168H6V167H4ZM98 168V167H97ZM102 168V167H101ZM213 168V167H212ZM240 168V167H239ZM249 168V167H248ZM247 168V169H248ZM3 169V168H2ZM159 169H160V167H159ZM172 169V168H171ZM99 170V169H98ZM157 170H158V168H157ZM235 170V169H234ZM243 170V169H242ZM101 171V170H100ZM102 171L104 172V173H106L107 172V167L105 166V167H103L102 168ZM160 171H162L161 169H160ZM166 171V170H165ZM165 171L163 170V172L165 173ZM212 171H214V170H212ZM153 172H154V168H153ZM158 172V171H157ZM156 172V174H158ZM167 172V171H166ZM236 172V171H235ZM238 172V171H237ZM236 172V173H237ZM0 173L1 174H3V170H1L0 171ZM98 173V172H97ZM108 173V172H107ZM160 173V172H159ZM208 173H209V170H208ZM0 174V175H1ZM22 174V173H21ZM28 174V173H27ZM155 174V173H154ZM162 174V173H161ZM168 174V173H167ZM173 174V173H172ZM171 174V175H172ZM247 174V173H246ZM98 175V174H97ZM243 175H245V174H243ZM160 176V175H159ZM246 176V175H245ZM244 176V177H245ZM247 176H249V175H247ZM79 177H81V176H79ZM158 177V176H157ZM162 177H164V178H166V176H162ZM256 177V176H255ZM1 178H2V176H1ZM173 178H174V176H173ZM79 179V178H78ZM154 179V178H153ZM159 179V178H158ZM210 179V181L212 180L211 178H209ZM218 179V178H217ZM242 179H243V177H242ZM258 179V178H257ZM105 180V179H104ZM164 180V179H163ZM220 180V179H219ZM229 180V179H228ZM246 181L245 182H247L248 183V185H251V183L255 180L254 179V177L253 176H251V178L250 177H248L247 179H245ZM259 180H261V179H259ZM258 180V181H259ZM153 181V180H152ZM163 182V181H162ZM212 182H214V181H212ZM243 180H241L240 182H239V179H237V177L235 176V177H233L232 176V179H231V184H227V186H226V188L229 190H231V186L234 184L235 185V187H233L234 188V195H235V197H236V199H234L235 201L233 202V207L232 208H234V209H232L233 210V214H234V217L237 215L238 216V218H240L243 214H244V216H246L247 218H248V220H249V222H252V224L250 225V226H252V228H253V233H254V229H255V227H256V225H264V211H262V210H264V196L263 195H261V196H263L262 197V201L261 200H258V201H261V203L263 202V205L261 204V208L260 209H262V210H259V203L258 204H256L258 201H257V199H258V195L260 194H258V190H257V186L253 183L251 186H250V188L252 189L251 190V192H250V194H248V193H245V192H247V190H249V189H247L246 188V186L247 185H245L244 183H245ZM263 182H264V179H263ZM151 183H153V182H151ZM237 183V184H236ZM76 184H77V182H76ZM107 184H108V182H107ZM134 184V183H133ZM156 185V184H155ZM161 185H163V184H161ZM233 185V186H234ZM245 185V186H244ZM77 186H78V184H77ZM246 188L244 191V193L242 194V196L240 195V193H239V195H237V191L239 190V189H244V188ZM76 188V187H75ZM109 188V187H108ZM146 188H148V187H146ZM177 188V187H176ZM263 188V187H262ZM107 189V188H106ZM149 189V188H148ZM147 189V191H149ZM159 189V188H158ZM125 190V189H124ZM146 190V189H145ZM228 190H226V191H228ZM229 190V191H230ZM256 190H257V193H256ZM167 191V190H166ZM185 191V190H184ZM224 191V190H223ZM241 191V190H240ZM74 192H77V191H74ZM109 192H111V191H109ZM157 192V191H156ZM232 192V191H231ZM264 192V191H263ZM262 192V193H263ZM138 193V192H137ZM166 193V192H165ZM178 193V192H177ZM176 193V194H177ZM180 193V192H179ZM182 193V192H181ZM74 193H72V195H73ZM139 194H141V193H139ZM144 194V193H143ZM230 194V193H229ZM253 194V195H252ZM264 194V193H263ZM77 195H78V192H77ZM118 195V194H117ZM180 195V194H179ZM183 195V194H182ZM245 195V197H243ZM247 195H249V196H247ZM74 196V195H73ZM110 196V195H109ZM114 196V195H113ZM122 196V195H121ZM140 196V195H139ZM252 196V197H251ZM108 197V196H107ZM120 197V196H119ZM126 197V196H125ZM169 197V196H168ZM188 197V196H187ZM186 197V198H187ZM218 196H216V198H217ZM221 197V196H220ZM232 197V196H231ZM249 197H250V199L252 198L253 200H251V201H249V202H246V206L247 207H243L242 206V201L243 200H246V199H244V198H247V200L249 199ZM112 198V197H111ZM127 198V197H126ZM125 199V198H124ZM179 199V198H178ZM261 199V198H260ZM76 200V199H75ZM173 200V199H172ZM112 201V200H111ZM121 201V200H120ZM257 201V202H256ZM107 202V201H106ZM117 202V201H116ZM119 202V201H118ZM126 202V201H125ZM174 202H175V200H174ZM192 202V201H191ZM219 202V201H218ZM229 202V201H228ZM91 203V202H90ZM108 203V202H107ZM130 203V202H129ZM128 203V204H129ZM169 203V202H168ZM193 203V202H192ZM216 203V202H215ZM121 204V203H120ZM175 204V203H174ZM226 205H228V204H226ZM225 205V206H226ZM231 205V204H230ZM125 205H123V207H124ZM150 206V205H149ZM185 206V205H184ZM221 206V205H220ZM254 207V208H252L251 210H250V213L248 212L249 211V208L250 207ZM108 211L110 212L111 210H113V209H111V210H109V203H108ZM122 207V208H123ZM151 207H152V205H151ZM168 207V206H167ZM222 207H224V206H222ZM230 207V206H229ZM91 208H93V207H91ZM105 208V207H104ZM169 208V207H168ZM102 209V208H101ZM223 209V208H222ZM225 209V208H224ZM16 211H17V209H16ZM19 211V210H18ZM95 211V210H94ZM104 211V210H103ZM122 211H125V210H122ZM228 211H230V209L228 210ZM253 211H255L256 213H253ZM14 212V211H13ZM21 212V211H20ZM101 212V211H100ZM109 212H108V215H107V217L109 216ZM18 213V212H17ZM16 213V214H17ZM90 213H91V211H90ZM103 214V213H102ZM231 214V213H230ZM232 214V215H233ZM242 214V215H241ZM21 215V214H20ZM122 215H124V214H122ZM121 215V216H122ZM228 215V214H227ZM105 216V215H104ZM125 216H126V214H125ZM204 216V215H203ZM5 217H9V216H6L5 215ZM19 217V216H18ZM17 217V218H18ZM106 216L104 217L105 219L107 218ZM218 217H220V216H218ZM221 217H223V216H221ZM227 217H230V216H227ZM233 217V216H232ZM243 217V216H242ZM245 217V218H246ZM5 219V222L7 221V223L6 224H4V226L5 225H10L9 227H12L13 226V221H11V222H9V219L10 218H8V219ZM94 218V217H93ZM126 218V217H125ZM24 219V218H23ZM98 219H100V222L102 221H104L103 222V226H106L108 223H107V221H105V219H103V215H99V217H98ZM210 219V218H209ZM220 219V218H219ZM211 220H213V219H211ZM227 220H229V218L227 219ZM17 221H18V219H17ZM25 221V220H24ZM218 221V220H217ZM221 221V220H220ZM219 221V222H220ZM224 221H226V220H224ZM224 221H222V222H224ZM232 221V220H231ZM235 221V220H234ZM128 222V221H127ZM126 222V223H127ZM193 222V221H192ZM191 222V223H192ZM25 223V222H24ZM110 223V222H109ZM112 223V222H111ZM216 223H218V222H216ZM233 223V222H232ZM235 223H237V227L238 226H240L242 223H244V222H242V220H241V218L239 219V220H237ZM131 224V223H130ZM140 224H141V222H140ZM143 224V223H142ZM223 224V223H222ZM225 224V223H224ZM223 224V225H224ZM96 225H97V223H96ZM115 225H116V223H115ZM219 225V224H218ZM221 225V224H220ZM110 226V225H109ZM118 226V225H117ZM127 226H128V224H127ZM236 226V225H235ZM6 227V226H5ZM243 227H245V226H243ZM138 228V227H137ZM239 228V227H238ZM134 229V228H133ZM142 231H143V226H141V228H140ZM146 229L147 228H145L144 230V232H145V235L143 236V234H138V235H140V236H136L135 237V240L130 244V248H132L133 246L135 247L134 248V250L133 251H135V252H132V250H130L129 252H128V256H123V251L121 250V246H122V248H124V246H125V242L123 243V241L121 240V242H118V241H111L109 244H110V246L111 247H109V248H106L107 246H100V248H101V250L103 251V252H105L104 250H106V254H107V257L106 258H108V259H106L105 258V260H107V262H109L110 264H155V261H156V258L157 259H159L160 258V260L162 261V262H165L166 260L168 261L169 260V258L170 257H172V255H171V253H169V254H166L165 256H166V258H164L163 257V255H159L158 257H157V253H160L161 254V251H162V249H164L165 247L164 246H167V241H165L164 242V240L166 239V238H168V237H170V239H171V235L170 234H168V232L167 231H165V232H162V233H160L159 235H157V236H150L149 235V233L146 231ZM224 229H225V226H224ZM240 229H242V232H245V229L244 228H242L241 226H240ZM117 230H119L118 228H117ZM230 230V229H229ZM233 230H236V228H234ZM232 229H231V231H229V232H232L233 231ZM28 231V230H27ZM110 231V230H109ZM114 231V230H113ZM123 231V230H122ZM121 231V232H122ZM257 231V230H256ZM263 231V230H262ZM15 232V233H14ZM26 232V231H25ZM120 232V231H119ZM119 232H117V233H119ZM120 232V233H121ZM236 233H238L237 231H235ZM19 232L17 231H13V235H11L12 237H13V239H14V241H15V243L13 242V248L15 249V254H16V257H18V253H20V254H25L24 252L26 251V252H28V249L22 244V243H19L20 242V239L18 238V236L16 235V234H18ZM90 232L88 231L87 233H86V235H87V237H90L88 234H89ZM129 233V232H128ZM190 233V232H189ZM240 233V232H239ZM107 234V233H106ZM116 234V233H115ZM123 234V233H122ZM233 235H234V232L232 233ZM232 234L230 233L229 235V237L226 235L225 236V234L222 236V237H219V238H223V239H216V240H214L215 242H218V247L220 248V249H218L217 250V246H215L214 245V243H213V248H212V251H209L208 252V250H207V247H206V244H205V249H204V251H201V253H200V256H202V257H198V260H199V262H197L196 264H215V263H218V264H225V263H223V256H224V254L225 253H227V252H229L230 251V258H243V256H242V252L243 251H241L242 250V240H241V238H238V237H235L234 238V236H232ZM3 235V234H2ZM21 235V234H20ZM136 235V234H135ZM240 235V234H239ZM6 236H8L9 237V233H7L6 235H4V237H6ZM10 236V237H11ZM84 236V235H83ZM113 236V235H112ZM261 236V235H260ZM114 237V236H113ZM112 237V238H113ZM138 237H140V238H144V239H147V241L149 242V244L145 247V249L144 250H147L148 249V251H153L152 249H153V246H154V244H158V245H160L161 246V244L163 243L164 244V246L163 247H161L160 248V250L159 251H153L152 252V254H154V257H155V260H153L152 258H151V252L150 253H148V254H145V252L143 251V248L144 247H139V246H136L135 245V241H136V239L138 238ZM240 237H241V235H240ZM259 237V236H258ZM7 238V237H6ZM216 238V237H215ZM218 238V237H217ZM262 238H264L263 237V235H262ZM115 239V238H114ZM170 239H169V241H170ZM259 239H260V237H259ZM5 240V239H4ZM8 240V239H7ZM29 240V239H28ZM116 240V239H115ZM125 240V239H124ZM132 240V239H131ZM231 240V241H230ZM233 240H234V242H233ZM239 240V241H238ZM30 241V240H29ZM259 241V240H258ZM27 242V241H26ZM25 242V245L28 243H26ZM167 243V244H166ZM234 243H236V244H234ZM261 243H263L264 244V240L261 242ZM216 244V243H215ZM30 245V244H29ZM20 246L21 247H24V248H22V249H25V250H22L21 252H20ZM27 246V245H26ZM127 246V245H126ZM32 247V246H31ZM115 247V248H114ZM222 249L223 250H225V251H222ZM261 249V248H260ZM210 250V249H209ZM122 252V253H121ZM208 252V253H207ZM263 254H264V252H262ZM261 253V254H262ZM173 254V253H172ZM262 254V255H263ZM30 255V254H29ZM227 255V254H226ZM228 256V255H227ZM226 257V256H225ZM229 257V256H228ZM163 258V259H162ZM212 258H214L213 259V261H212ZM216 258V259H215ZM131 259H133V260H131ZM172 259V258H171ZM188 259V258H187ZM244 260V259H243ZM159 261V260H158ZM160 262V261H159ZM242 262V261H241ZM156 263H158L157 261H156ZM194 263V262H193ZM246 264V262H242V264ZM159 264V263H158ZM161 264H164V263H161ZM167 264V263H166Z\"/></svg>", "mask_w": 264, "mask_h": 264}, {"label": "built area", "instance_id": "built-area-1", "mask_svg": "<svg viewBox=\"0 0 264 264\" xmlns=\"http://www.w3.org/2000/svg\"><path fill=\"white\" fill-rule=\"evenodd\" d=\"M60 34V33H59ZM56 36V35H55ZM54 37V36H53ZM53 37H51L50 39V42L53 40ZM128 54L127 55H123L122 56V59L120 60V63L117 67V70H118V73H120V75H131L132 73H135L137 69H135V65H134V62H131L128 66H127V62L128 60L125 62L124 64V61L126 60ZM122 79V78H121ZM121 79H118L117 76H114V80L113 78L110 79V80H106V82L108 83V81H111V86H113V88L115 90H119L120 89V82L122 81ZM121 80V81H120ZM110 84V83H109ZM116 93V92H115ZM114 92H112L110 95H109V98H105V110H109V109H112V107H114L113 111H116V109L118 108V105L120 103V97L118 94L114 95L115 94ZM184 97H186L187 99H189V96L187 93H184ZM195 102V101H194ZM222 124L220 123H217L216 125V129L218 130L217 132H219V128L221 127ZM229 131V130H228ZM220 133V132H219ZM221 134V133H220ZM228 136V135H227ZM224 137L223 134H221V136L219 138H228V137ZM213 137H218L217 134L215 133ZM237 142V141H236ZM221 144V143H220ZM244 145L246 146V148H249L251 145L249 143V140L248 139H243L242 141L241 140H238L237 144H236V147L238 149H241L242 147H244ZM184 175H185V178H186V184L191 186L193 185L194 187H196V190L197 192L196 193H200V196H202V190L204 189H207L209 190V181L207 180L208 178V173H207V170L204 169L203 170V166H197V167H194V169L192 170H184ZM217 191V187L215 188ZM215 203V202H213ZM210 206L212 205V200H210L207 205ZM207 205L205 207H207ZM188 242V239H184V241L181 243V245H187ZM181 245H178V248L181 247ZM177 249V248H175ZM179 255V254H178ZM177 256V255H176Z\"/></svg>", "mask_w": 264, "mask_h": 264}, {"label": "snow or ice", "instance_id": "snow-or-ice-1", "mask_svg": "<svg viewBox=\"0 0 264 264\" xmlns=\"http://www.w3.org/2000/svg\"><path fill=\"white\" fill-rule=\"evenodd\" d=\"M61 15H64V13H61ZM67 15H71V13H67ZM76 19L77 20H82V19H84V17L80 13H77L76 14ZM121 27L126 29L129 32H135L137 27H145V26L144 25L137 26V25H133V24H123V25H121ZM167 30L172 33V36L169 37V39L173 38L175 36L174 29L171 26H169V28ZM60 39L64 40V39H66V37L62 36V37H60ZM57 42L59 43V41H57ZM189 87H191V84H189ZM40 199H43V197H40ZM48 227L49 228H53L54 226L53 225H48ZM48 239H49L50 242L52 241V237H49Z\"/></svg>", "mask_w": 264, "mask_h": 264}]
</instances>
